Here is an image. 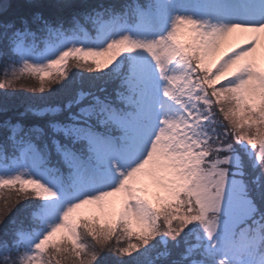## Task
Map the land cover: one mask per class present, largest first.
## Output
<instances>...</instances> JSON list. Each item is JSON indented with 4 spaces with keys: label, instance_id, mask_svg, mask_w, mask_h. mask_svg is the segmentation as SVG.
I'll use <instances>...</instances> for the list:
<instances>
[{
    "label": "snow or ice",
    "instance_id": "1",
    "mask_svg": "<svg viewBox=\"0 0 264 264\" xmlns=\"http://www.w3.org/2000/svg\"><path fill=\"white\" fill-rule=\"evenodd\" d=\"M0 61V264H264V0H0Z\"/></svg>",
    "mask_w": 264,
    "mask_h": 264
},
{
    "label": "trees",
    "instance_id": "2",
    "mask_svg": "<svg viewBox=\"0 0 264 264\" xmlns=\"http://www.w3.org/2000/svg\"><path fill=\"white\" fill-rule=\"evenodd\" d=\"M4 64L0 61V78L3 76ZM77 71V70H73ZM33 82L27 81L22 82L23 87L20 85L17 86V90L13 95H8L5 90H0V100H5L9 103L10 106L14 107L17 111H23L24 107L30 102L29 98L32 97L33 93L25 91L24 89L30 87ZM11 92V90H7Z\"/></svg>",
    "mask_w": 264,
    "mask_h": 264
}]
</instances>
